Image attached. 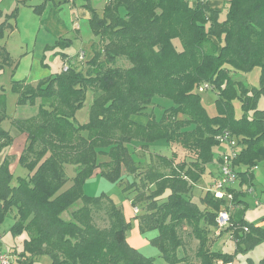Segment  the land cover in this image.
<instances>
[{"label": "trees", "instance_id": "trees-1", "mask_svg": "<svg viewBox=\"0 0 264 264\" xmlns=\"http://www.w3.org/2000/svg\"><path fill=\"white\" fill-rule=\"evenodd\" d=\"M46 1L33 9L41 13ZM225 1L224 17L219 0H105L100 11L86 3L97 38L90 58L75 67L62 54L67 69L62 66L37 86L12 81L18 103L38 107L35 114L12 120L26 135L18 160L27 174L0 163V226L12 216L10 231L28 236L18 264H32L39 254H47L51 264L232 263L234 252L212 247L215 220L229 204L244 207L242 191L228 186V200L207 189L196 201L193 189L214 161L215 147L223 144L216 136L224 130L241 145L232 163L243 184L252 187V168L264 159V109L256 106L264 93V0ZM255 66L258 87L238 77ZM202 84L217 92L215 115L202 104L197 91ZM88 93L93 94L88 119L78 123L74 113ZM164 99L168 103L161 104ZM139 114L148 115L145 123L134 119ZM5 116L0 98V149L12 139L1 127ZM157 141L180 146L185 156L138 157L137 146L142 151ZM98 169L114 181L133 178L126 189L133 193L132 205L141 208L134 217L142 234L155 232L149 240L161 262L127 242L131 220L110 197L85 194V181ZM69 179L71 185L61 190ZM101 210L108 219L103 227L94 219ZM232 210L225 230L235 252H245L264 239V228L248 221L243 208ZM190 238L197 241L192 256L184 252Z\"/></svg>", "mask_w": 264, "mask_h": 264}, {"label": "rangeland", "instance_id": "rangeland-1", "mask_svg": "<svg viewBox=\"0 0 264 264\" xmlns=\"http://www.w3.org/2000/svg\"><path fill=\"white\" fill-rule=\"evenodd\" d=\"M41 3L40 0H0V98H3L5 103V118L1 121V127L9 130L12 139L11 142L0 149V163L6 161L8 167L15 174H27L28 170L22 166L18 160L19 155L26 145V135L18 130L12 123V118L20 117L23 114H28L36 110L37 103H18L17 94L12 87L13 80L24 79L33 86H37L42 78L51 75L52 73L62 70L63 60L62 54H67L65 63L72 66L80 67L81 60L78 54L81 50L84 51L85 60L90 58L92 54V46L97 41L90 24L85 16L88 8L86 3L96 8L98 11L102 9L105 0H68L60 5L53 2L47 3L43 13H37L30 4ZM63 6V8H62ZM220 16L224 17L227 11L225 0H219ZM79 25L81 35L78 37L71 25ZM66 38V39H64ZM71 39V41L69 40ZM68 40V41H67ZM118 64H127L119 59ZM260 69L255 66L249 71H239L238 77L244 82L253 87L259 86ZM201 96L202 104L205 106L210 115L217 113L215 106V98L217 92L210 88H198ZM91 95L88 93L82 106L77 108L74 113V118L78 123H84L88 119L89 105ZM161 104L168 103L167 99ZM159 103V102H158ZM235 115L239 116L242 113L240 101L238 98L233 100ZM256 106L264 109V93L256 97ZM155 114L160 115L162 109L156 106ZM148 118L146 114L135 115L134 119L140 123H145ZM161 141L155 142L152 146L159 147ZM173 151L176 156L184 157L185 150L180 146L173 145ZM227 146L221 144L220 147L214 149V159L220 149ZM138 157L145 156L146 151L142 152L136 148ZM102 156L99 160H102ZM146 161H150V157L146 156ZM208 166L207 171L210 170ZM68 176L74 175L73 166L67 165ZM254 185L252 191L247 192L244 199L247 202V207L244 209L245 218L254 223L264 226V159L259 161L254 169ZM208 174H204L201 180L193 189L194 200H198L203 193L200 187L203 184L212 182ZM133 178L129 177L131 181ZM127 176L122 181H114L100 173V169L95 171L84 183V192L90 196H108L114 204L120 208L124 214L131 217L132 222L136 218L133 217V207H137V213H140V206H133V193L125 188ZM71 185L69 179L62 186L61 190L68 188ZM210 186V185H209ZM259 203L256 204L255 201ZM78 200L76 207L81 205ZM11 215V214H10ZM96 224L103 227L107 224V215L103 210L99 211L94 216ZM12 216L6 217L4 223L0 226V251L7 252L11 256V264H18L16 258L23 252V240L27 238L26 233L13 234L10 231L12 224ZM133 227V225L131 226ZM134 229L130 228L126 233V238L133 236ZM145 236L151 237V232H146ZM184 252L189 256L193 255L197 241L190 238L185 239ZM212 247L214 250L234 252V259L231 264H245L252 260L255 264H264V239H261L257 244L247 251L237 250L235 252V243L230 233L226 230L222 231L219 236H215ZM142 251L147 255H152L158 262L162 261L159 257L157 248L150 242L143 247ZM32 264H51V259L47 254H39L33 259Z\"/></svg>", "mask_w": 264, "mask_h": 264}, {"label": "crops", "instance_id": "crops-1", "mask_svg": "<svg viewBox=\"0 0 264 264\" xmlns=\"http://www.w3.org/2000/svg\"><path fill=\"white\" fill-rule=\"evenodd\" d=\"M22 1H24V2H26V0H22ZM40 1H42V0H40ZM68 0H47L46 2H45V5H44V8H43V10L41 11V13H43L44 12V10H45V8H46V5L48 6V4L47 3H49V2H53L54 4H57V3H59L58 5H60L61 3H64V4H66L65 2H67ZM39 3H37V4H30V6H32V8L34 7V6H36V5H38ZM86 7V6H85ZM62 8H63V6H62ZM84 17H86L87 18V20H88V22H89V17H90V13H89V10L86 12V14H85V16ZM71 28H73L74 30H75V34H76V36H80L81 35V28H79V25H75V26H73V24L71 25ZM64 39H66V38H64ZM70 41H71V39H69ZM68 41V40H67ZM36 105V104H35ZM36 107H37V105H36ZM38 108V107H37ZM37 112V109L35 110L34 109V111L33 112H29L28 114H23L22 116H20V117H14V118H12V120L13 119H21V118H26V117H29V116H31V115H33V114H35ZM158 142V141H157ZM162 142V145H160L159 147H155V146H152V145H150L149 146V148L148 149H146V150H142V152H144V151H146V155L143 157V158H145L146 156H148V157H150V155L152 154V155H155V154H161V155H165V156H167V157H173V153H174V151H173V147H171L169 144L167 145V144H164L163 143V141H161ZM154 144V143H153ZM136 148H139L140 150H141V148L139 147V146H137ZM136 148H135V152H136ZM241 148V145H238V147H237V149H240ZM222 149H220V151H221ZM219 151V152H220ZM219 152H218V154H219ZM137 153V152H136ZM184 155H185V153H183ZM218 154H217V156H218ZM217 156H216V159H214V161L213 162H211V163H209L208 165H207V168H208V166L209 165H211V167H210V170H208L207 171V169H206V172L204 173V174H208V176L210 177L209 179H211L212 180V182L210 183V184H203V187H200V190H202V191H205V190H207V189H212V187H213V184H214V182H215V180L218 178V175H219V162L217 161ZM103 159H105V157L103 156L102 157ZM142 158V159H143ZM102 159V160H103ZM183 159V157L182 158H180L179 156H176V161H179V160H182ZM145 160V159H144ZM256 167V166H255ZM255 167H253L252 168V180H251V182H252V184L254 185V177H255V174H254V169H255ZM241 169H245L244 168V166H241L240 167ZM123 175L125 174V172H121ZM203 174V175H204ZM129 177H131V176H128L127 175V180L126 181H128L129 180ZM125 178V177H124ZM123 178V179H124ZM202 178V177H201ZM123 179L121 180L122 182H124L123 181ZM201 180V179H200ZM126 181H125V188L127 187V183H126ZM130 181V180H129ZM210 185V186H209ZM231 186V188H233L235 191H242V194L240 195V198L241 199H243L245 202H246V200L244 199V196L246 195V192H245V187H247L248 186V184H243L242 183V179L241 178H239L235 183H233V184H230ZM252 185V186H253ZM128 191H130V189H128ZM134 192V191H133ZM135 193V192H134ZM194 196V195H193ZM247 202L244 204V207L243 206H241V205H239V206H236V207H233V210L232 211H234L235 210V208H237V209H245L246 207H247ZM134 209H133V217H134V215H136V213L137 212H135V208H137V207H133ZM138 211V210H137ZM127 217V216H126ZM132 217V216H131ZM131 217H127V218H130V220H131ZM245 217V216H244ZM134 222H132V220H131V226L133 225V227H130V228H132V229H134L135 230V232L133 233V236H131V238L130 237H127L126 239H127V242L131 245V246H133V247H135V248H137V249H139V250H141L142 251V249H143V247H145V246H147V244L150 242V238L155 234V232H151L152 233V236L151 237H148V236H145V234H142L141 232H140V229H139V221H138V219L136 218L135 220H133ZM255 225H257V226H260V227H263L264 228V226H262V225H259V224H255ZM143 252V251H142ZM144 253V252H143ZM145 254V253H144ZM146 255V254H145ZM148 255V254H147ZM148 256H152V255H148Z\"/></svg>", "mask_w": 264, "mask_h": 264}, {"label": "built area", "instance_id": "built-area-1", "mask_svg": "<svg viewBox=\"0 0 264 264\" xmlns=\"http://www.w3.org/2000/svg\"><path fill=\"white\" fill-rule=\"evenodd\" d=\"M205 1V0H202ZM84 51L81 50L78 54V58L82 60L84 58ZM67 69V65H63V70ZM209 88L208 84H202L198 88ZM221 143L225 144L227 147L226 152L221 154V160L219 162V175L218 178L215 180L211 191H213L214 195L219 198H227L228 200L231 199L232 194L226 190L230 184L235 183L238 180V175L235 172L233 167L232 160L237 153V146L236 140L230 135L227 130L222 131L216 136ZM253 189L252 187H248L246 189L247 192H251ZM256 204L259 203L258 200L255 201ZM229 209H233L232 204H229ZM229 209H222L218 212L216 216V227H215V235L219 236L222 231L226 229L229 225V216L230 212ZM135 212H137V208H135ZM247 230V228H245ZM0 264H11V256L7 252L0 251ZM216 264H224L221 260H218Z\"/></svg>", "mask_w": 264, "mask_h": 264}, {"label": "bare ground", "instance_id": "bare-ground-1", "mask_svg": "<svg viewBox=\"0 0 264 264\" xmlns=\"http://www.w3.org/2000/svg\"><path fill=\"white\" fill-rule=\"evenodd\" d=\"M67 60V59H66Z\"/></svg>", "mask_w": 264, "mask_h": 264}]
</instances>
